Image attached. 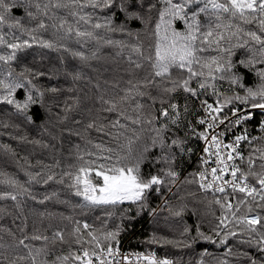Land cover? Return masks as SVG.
Masks as SVG:
<instances>
[{"label": "snow or ice", "instance_id": "snow-or-ice-1", "mask_svg": "<svg viewBox=\"0 0 264 264\" xmlns=\"http://www.w3.org/2000/svg\"><path fill=\"white\" fill-rule=\"evenodd\" d=\"M105 47L126 62L128 79L123 87L112 84L119 91L111 94L95 85L100 106L94 113L88 110L85 130L94 129L111 144L86 140L94 150L77 145L75 163L59 173L53 171L60 167L58 160L36 172L24 169L26 183L62 184L78 198L72 206L82 210L127 204L121 220L132 207L136 215L147 210L153 194L161 204L151 208L150 217L166 206L171 216L181 218L188 207L185 197L177 196L172 204L164 190L175 195L173 188L196 185L220 214L209 233L197 221L191 242L224 247L221 255L202 251L196 264H264V0H0V106L30 125L41 111L51 116L55 102L49 94L64 89L41 78L50 81L62 72L74 82L87 79L67 58L90 66ZM32 48L58 53L61 67L46 72L30 67L21 54ZM73 107L66 98L57 120L67 119ZM13 138L42 144L25 135ZM3 148L11 152L8 145ZM193 155L197 169L181 180L178 161ZM0 186L11 189L0 191V199L10 198L18 209L25 196L37 199L7 172H0ZM56 195L45 194L37 202ZM187 195L197 198L195 191ZM104 214L113 216L112 211ZM63 219L71 228H57L51 236L39 229L28 234L26 221L19 237L9 232L11 242L0 245V264H174L150 249L122 252V224L108 228L105 220L96 228L87 220ZM190 233L185 223L180 235ZM229 239L245 247L234 251ZM191 242L155 233L145 241L173 247ZM64 245L66 251H57Z\"/></svg>", "mask_w": 264, "mask_h": 264}, {"label": "trees", "instance_id": "trees-1", "mask_svg": "<svg viewBox=\"0 0 264 264\" xmlns=\"http://www.w3.org/2000/svg\"><path fill=\"white\" fill-rule=\"evenodd\" d=\"M19 14V10H17ZM22 59L30 67L38 68L41 71H48L52 67H61L59 64V54L50 52L44 49L32 48L21 54ZM100 59L90 62V66H80L77 61L67 58V63L70 67H79L87 79L80 81H72L62 72L58 78L48 80L47 77H42L41 81L49 86L61 87V92L49 94V99L54 101L51 116L45 118V113L40 112V118L36 120L34 125H30L14 115H9L5 106H0V172H7L13 175L21 183H25L36 200L25 196L21 202V208L18 209L14 201L10 198L0 199V245L11 242L12 237L9 232L14 233L17 237L21 235L18 228L25 221L27 224L26 232L31 234L34 229H39L43 234L51 236L52 232L57 228H63L65 231L71 228L68 220L63 219L64 216H71L73 220H87L96 228L104 225L107 220L108 228H114L116 224H122L123 231L120 234L121 245L125 244L126 249L130 250H153L158 257L167 256L174 261V264H196V260L200 258V253L204 250L216 255H221L224 252V247H217L214 244L196 240L191 242V236L196 235V223L201 222V231L209 233L211 226L217 223L215 219L219 216L220 209L216 205L208 206L207 201L201 198L202 194L197 191L196 185H181L180 190L173 188L172 193L164 190V195L168 197L172 204L177 203V196L183 195L188 207L181 218L173 217L167 211L166 206L158 209L157 213L150 217L148 212L151 208H156L161 204L160 197L153 194L149 204L150 207L136 215V208L127 213V217L120 219L124 208L127 204L119 206L116 209H95L82 210L78 207H73L78 202V198L70 194V190L62 184L51 181L48 184H37L35 182L28 184L27 176L24 169L36 172L41 169L44 164H54L57 160L60 162V167L54 168L53 171L59 173L67 165L75 163L77 145L81 150L92 149L91 144H87L86 140H91L93 143L111 144L109 138L94 129L85 130V125L89 120V109L95 112V109L100 105L96 103V97L100 94L95 85L99 84L100 90L111 94L118 92L119 88H113L112 84L118 83L120 87L125 86L124 81L128 79V74L124 69L127 67L120 57H115V51L112 48H102L99 53ZM143 71L139 72L143 76ZM251 79L249 78V81ZM72 87L73 91L68 92L66 89ZM67 98L68 104H74V107L68 112L67 119L63 121L57 120V113H60V108L64 105ZM72 98H78L74 103ZM181 103H183L181 101ZM159 107V104H157ZM63 115V113H60ZM107 115V114H104ZM259 119V117H257ZM79 120L77 124L75 121ZM8 122L11 124H19V129L8 127L4 128L2 124ZM43 125V126H42ZM47 129V130H45ZM253 134H257L252 129ZM79 133V134H78ZM182 134V133H181ZM25 135L29 140L38 139L42 141L41 145L27 143L14 139L15 136ZM53 135L56 137L53 139ZM83 137V138H82ZM47 144L48 147H43ZM199 142L194 143L197 147ZM3 145H8L11 152H6ZM94 150V149H92ZM199 147H197V152ZM14 152L15 156L11 153ZM27 158V162L25 159ZM37 161L41 163L38 164ZM29 165H32L29 168ZM197 169L196 155H193L191 160L187 158L183 162L178 161V171L180 179L185 175ZM0 191H11L0 186ZM189 191H195L197 198L187 195ZM55 192L57 195L43 203L37 202L42 200L45 194ZM210 195V194H209ZM69 203H64V201ZM112 211L113 216L107 217L104 212ZM195 212V215L193 214ZM215 213V215H213ZM99 217V219H97ZM190 226V236L181 237L180 233L184 224ZM153 233L157 236L166 237L169 239L181 240L186 239L191 242L190 247H173L172 245L146 244L145 241ZM39 243V242H33ZM229 245L233 246L235 251L237 248H244L243 245H237L235 241L229 239ZM120 245V246H121ZM63 248L67 250V246H57V251ZM252 252V249H246ZM205 261H211L212 257L205 256Z\"/></svg>", "mask_w": 264, "mask_h": 264}, {"label": "built area", "instance_id": "built-area-1", "mask_svg": "<svg viewBox=\"0 0 264 264\" xmlns=\"http://www.w3.org/2000/svg\"><path fill=\"white\" fill-rule=\"evenodd\" d=\"M199 150H200V149H199ZM199 150H198V151H199ZM196 159H197V157H196ZM120 247H121V251H122V252H133V251L145 252V251H142V250H130V249H126V248H125V244H122Z\"/></svg>", "mask_w": 264, "mask_h": 264}]
</instances>
